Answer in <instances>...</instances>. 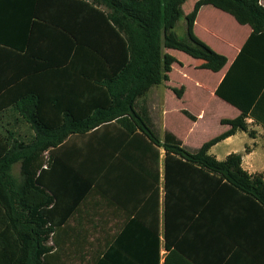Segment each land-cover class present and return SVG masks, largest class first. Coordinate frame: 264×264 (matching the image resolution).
I'll list each match as a JSON object with an SVG mask.
<instances>
[{
  "label": "trees",
  "instance_id": "obj_1",
  "mask_svg": "<svg viewBox=\"0 0 264 264\" xmlns=\"http://www.w3.org/2000/svg\"><path fill=\"white\" fill-rule=\"evenodd\" d=\"M186 1L36 0L28 43L35 41L33 26L43 25L46 34L42 38L67 55L38 66L35 73L46 70L58 77L61 69H76L72 65L74 58L83 54L84 107L79 114L71 113L70 108L61 114L45 113L43 106L50 100L35 92L22 93L24 84L0 79V115L13 108L34 132L32 139L19 141L12 132L8 136L0 130V264H60L57 231L98 187L95 183L99 169L111 173L115 170L110 164L100 168L101 163L94 161L99 143L73 147L78 153L77 161L61 157V147L70 151L66 143L71 137L86 136L107 125L121 130V136L113 133L109 147L113 154L127 144L126 138L133 136L136 139L129 143L131 146H137L147 160L155 157V162L149 159L148 164L156 170L157 203L160 149L164 151L165 248L169 252L165 264L190 263L184 251H180L182 246L172 241V232L178 235L197 217L208 223L213 237L218 236L220 213L230 204L246 206L258 213L264 223V173L245 170L241 154L232 153L224 160L210 154L213 146L238 131L255 138L256 132L249 130L247 118L264 121V79L249 82L240 76L244 48L215 92L241 114L223 119L222 125L230 129L196 152L182 148L171 133L162 142L135 108L138 99L151 88L169 80L172 65L178 62L164 49L177 50L201 61L200 69L219 72L225 67L227 58L194 33L195 19L203 6H213L232 15L238 23L251 26L253 33L246 46L255 38L264 37V7L259 0H199L185 17L190 43L183 42L174 29L183 17ZM47 8L57 9L62 15H45ZM11 44L0 40V60L11 58L4 55L13 52ZM173 91L181 99L185 89ZM52 102L59 104V100ZM183 113L196 120L188 111ZM16 164L20 165L19 176L13 173ZM131 223L122 228L104 256L93 264H160L159 227L141 226L137 220ZM139 226L148 233L143 258L134 256L140 245L132 236L133 230L139 232Z\"/></svg>",
  "mask_w": 264,
  "mask_h": 264
},
{
  "label": "crops",
  "instance_id": "obj_2",
  "mask_svg": "<svg viewBox=\"0 0 264 264\" xmlns=\"http://www.w3.org/2000/svg\"><path fill=\"white\" fill-rule=\"evenodd\" d=\"M198 1L194 0V3L189 4L186 8L189 3L187 0L182 6L184 22L180 27L185 30V33H187L185 17L193 11ZM259 3L264 7V0H259ZM35 13L36 0H0V40L12 43L13 50L10 54L4 52V55H10V59L3 56L4 58L0 60V79L6 81L5 79L9 78L13 84H24L21 88L22 93L35 92L41 95L42 99L50 100L51 103H45L43 106L46 109L45 113L61 114L64 113L63 110L68 111L69 108L72 110L71 113H82L85 98L84 78L81 75L84 68L83 54H78V56L76 54L74 58L72 65L76 69H61L62 71H59L62 74L58 77L46 70L35 73L38 66H46L58 56L61 59L67 55L62 48L58 50L57 46H51V41H45L42 38L46 34V28L43 25L33 26L35 41L39 39L38 42L32 39L28 43V31L32 27V20H35ZM44 14L53 17L62 15L59 10H49L48 8ZM179 22L175 29L182 23ZM194 33L212 50L224 55L228 60L225 67L219 72L197 69L196 66L202 64L197 60L195 69L207 71L215 79L212 86L209 87L197 80L195 89L202 92L208 88L210 97L234 109L235 116L230 118L234 119L241 114V111L219 98L215 92L243 48L244 56L239 66L240 76L249 82L264 79V37L255 38L246 46L253 33L252 27L238 23L232 15L213 6H203L199 10L194 23ZM176 52L183 53L173 49H164V53L170 54L177 61L183 63L177 58ZM178 65H180L178 62L174 63L172 71L169 73V80L151 88L145 96L138 99L135 108L162 142H164L166 134L171 133L183 146V142L175 131L168 130L169 126L164 129V135L152 129L151 126L154 127L155 123L151 120V113L154 112V109L149 107L152 104L153 95L156 94L158 99L164 98L166 93L175 95L173 89L184 87L183 97L180 99L175 96L180 100L185 98L189 92V86L185 82H182L184 84L180 87L171 85L172 73L175 66ZM52 100H59V104L53 103ZM140 102L143 104L141 107L139 106ZM208 106L206 104L199 114L207 115ZM161 108L160 117L163 121L162 125L164 124L165 127L168 115L165 102ZM184 110L188 111L187 109L181 111ZM188 112L192 114L190 111ZM192 115L196 118L195 121L188 118L194 123L204 119L202 115L201 117ZM247 123L249 130L256 132L255 138H252L247 132L238 131L235 135L213 146L210 149V154L218 160H224L232 153L241 154L245 170L251 174L264 173V121H256L250 117L247 118ZM222 127L224 132L230 129L228 125H222ZM23 129H27L28 132ZM0 130L8 136L12 132L14 139L19 141H27L34 136L30 125L13 108L7 109L0 115ZM120 131L116 125H107L89 135L71 137L66 143L71 148L70 151L68 148L61 147V157L65 160L72 158L73 161H77L79 160L78 153L76 150L75 152L72 150L73 147L77 149L87 146L89 143L91 146L99 143L101 148L99 147L94 155V161L98 164L101 163L100 168L104 164H110L115 167V170L114 173H111V171L99 169L95 183L98 187H94L68 221L61 225L57 231L60 264H79L84 259L87 261H82L83 264L95 263L115 242L122 228L132 225L133 220L139 221L138 225L141 226L145 225L155 229L159 227L160 264H165L169 252L165 248L164 151L160 149V190L159 203H157L156 188L154 187L156 170L152 169V164L149 168L148 164L149 159L151 163L155 162V157H149L147 160L137 146H131L129 143L136 139L133 136L126 138L127 144H124L119 152L116 150V153L113 154V151L111 152L109 149L113 133L118 134ZM237 138L243 139L241 147L235 142ZM247 149L249 150L247 151ZM143 161H146V164ZM126 169L127 171L129 169V173L126 172ZM225 209L220 213L217 224L219 225L218 236L213 237L212 229L208 223L197 217L196 220H191L184 229L182 228V232L179 233V231L178 235L172 232V241L182 246L180 251H184L183 253L190 259L189 264H264V223L261 222L258 213H253L251 209L247 210L246 206L240 204H230ZM177 221L175 219V222ZM141 226H139V232L133 230L135 235L132 236L134 239L137 238L140 245L138 249L134 250V256L138 258H143L146 255L144 248L148 236ZM49 244L52 245V241Z\"/></svg>",
  "mask_w": 264,
  "mask_h": 264
},
{
  "label": "rangeland",
  "instance_id": "obj_3",
  "mask_svg": "<svg viewBox=\"0 0 264 264\" xmlns=\"http://www.w3.org/2000/svg\"><path fill=\"white\" fill-rule=\"evenodd\" d=\"M192 3H194V0H189L187 7H185L188 8L189 4ZM180 22L179 27L174 29V33L179 40L190 43L187 33H185V30L180 27L183 24L184 19L182 18ZM176 53L177 58L183 61L184 68L183 63L178 61V64L181 66L178 65L179 68L178 66H175V70L172 73L171 85L180 87L184 84L182 82H185L189 86V92L183 100L176 98V96L171 93H166L165 97H162L161 99H158L156 94L153 95L151 99L152 104L149 107L154 109V112L151 113V120L155 123V128L153 126L151 127L155 132L164 135V129L169 126L168 130L175 131L177 136L183 142L182 148H185L189 152H196L205 141L211 140L224 132V128L221 125L222 120L233 118L235 116V111L233 108L210 97V91L208 88L206 91L204 90L202 92L195 89V83L197 80L205 83L209 87L212 86L215 77L210 75L207 71L196 70L195 65L198 62L197 60L192 59L183 53ZM196 68L200 69V65L196 66ZM164 102L166 110L168 111L165 127L164 124L162 125L163 121H161L160 117V112H162L160 109H162L161 107H163ZM206 104L209 105L208 114H201L202 117L204 116V119L197 123L191 121L181 111L182 109H187L192 114L199 116V113L202 111L203 107L206 106ZM139 106L141 107L143 104L140 102ZM201 115L199 117H201ZM23 131L28 132L27 129H23ZM235 142L241 147L243 139L237 138ZM45 156L46 160H48V155ZM13 173L16 176H19V164L14 166ZM82 261L87 260H81L79 264H83ZM89 261L91 260L89 259Z\"/></svg>",
  "mask_w": 264,
  "mask_h": 264
}]
</instances>
